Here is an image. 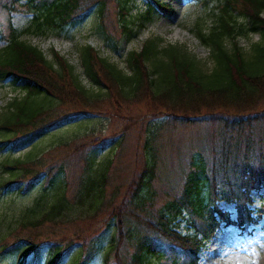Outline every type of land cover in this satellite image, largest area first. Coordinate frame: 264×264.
<instances>
[{"label":"trees","instance_id":"obj_1","mask_svg":"<svg viewBox=\"0 0 264 264\" xmlns=\"http://www.w3.org/2000/svg\"><path fill=\"white\" fill-rule=\"evenodd\" d=\"M111 1L0 0V6L10 15L9 33L3 35L7 44L0 48V81L25 92V97L10 104L13 108L11 116L0 125L1 130L12 134L4 142L24 148L45 129L91 114H105L103 110L108 106L121 108L130 104L144 106L148 112L146 116L151 120L164 118L162 128L168 129L216 123L226 132L246 124L264 122V0H218L219 13L213 12L218 25L209 33L200 27L197 30V37L211 51L214 61L211 72H206L197 57L183 46L161 45V37L148 38L140 49L127 53L130 73L88 43L80 48L83 75L93 85V88H87L64 55L56 52L58 68L40 47L21 39L24 34L45 35L79 23L96 8L103 25ZM116 2L120 7L121 28L123 32L131 33L132 29L123 23L127 13L123 0ZM145 2L147 8L140 14L141 27L175 12L171 1ZM12 12L32 14L25 30L14 27ZM237 14L248 23L239 25ZM242 30L261 34L248 57L238 41L229 48L224 38L228 35L236 39ZM117 114L113 113L112 117ZM106 146L103 139H90L72 151L82 157L84 172L73 197L81 203L90 201L95 212L91 217L78 220L80 226H72L77 230L88 228V233L92 230V234L85 237L77 233L67 238L63 234L68 220L65 212L70 211L71 202L65 194L70 185L64 180L63 165L55 167L58 163L53 161L41 167L42 173L33 170V164L20 160L16 162L17 168L11 167V177L3 182L0 190H16L27 182V190H21L25 194L37 180L47 176L55 195L51 205L44 207L36 203L19 226L0 241L2 255L25 248L19 264H28L31 254L48 247L49 264H62L65 256L80 246L82 253L78 264H90L97 253L96 239L102 234L100 229L116 222L117 238L115 236L106 255L105 264H112L110 255L113 252L116 253L115 264H199V253L223 224H236L247 229L249 224L257 223L261 218V212L258 218L253 216L250 206L254 202L251 192L264 189L263 153L255 158L248 157L249 154L237 155L230 166L226 150L211 159L201 158L199 162L192 158L181 191L164 195L168 199L156 209L153 204L157 192L153 182L158 172L152 150L140 174L129 182L125 199L108 208L110 220L106 225L96 227L93 224L106 215L105 194L112 160L94 168L93 150ZM16 169L20 172L14 174ZM202 183L208 187L203 199L200 198ZM220 202L236 204L237 222L219 207ZM184 221L187 234L179 229V223ZM116 242L117 246L125 245L129 249L126 257L118 253Z\"/></svg>","mask_w":264,"mask_h":264},{"label":"rangeland","instance_id":"obj_2","mask_svg":"<svg viewBox=\"0 0 264 264\" xmlns=\"http://www.w3.org/2000/svg\"><path fill=\"white\" fill-rule=\"evenodd\" d=\"M163 1L173 3L174 14L170 17H158L141 27L139 25L140 14L147 8L145 0H123L127 10L123 23L132 29L131 33L123 32L119 2L113 0L106 10L107 17L103 25L96 8L79 23L53 30L45 35L24 34L21 39L40 47L56 67H58L56 52L64 55L75 67V72L81 75L83 84L87 88H93V85L83 75L80 48L88 43L92 44L100 54L108 57L113 64L130 73L126 63L127 53L132 49H140L148 38L161 37L163 38L161 45L172 43L183 46L197 57L206 72H211L214 68L211 51L197 37V30L200 27L209 33L214 26L218 25L213 12L214 14L219 13L217 6L220 1ZM9 16V13L0 6V48L7 44L3 35L7 36L9 33ZM236 17L239 25L248 23L244 17L238 14ZM11 18L14 27L23 31L28 27L32 15L12 12ZM260 37L259 32L242 30L236 39L228 35L224 38L229 48H232L235 40L238 41L245 56L248 57L253 53V46L260 41ZM23 97H25V92L0 81V125L11 116L13 108L10 104ZM104 109L105 114H91L74 122L45 129L24 148H15L13 144L4 142L8 141L12 134L0 129V186L11 177V167H16V162L19 160L33 164V170L40 173H42L41 167H46L53 161L58 163L55 167L63 165L66 172L64 180L66 179L70 185V189L65 194L71 201L70 211L65 212L68 220L65 226L67 229L63 234L67 238L77 233L83 237L92 234V230L87 232L88 228L77 230L72 227L80 226L78 220L95 214L90 201L81 203L73 197L79 177L84 172H82V157L77 153L72 154V151L87 140L103 139L107 143L105 148L99 147L93 150L94 168L108 159L112 160L109 185L105 194L107 206L104 212L106 215L93 224L96 227L106 225L110 220L108 208L119 205L125 199L129 182L140 174L152 150L155 151L158 172L153 182L157 192L153 204L156 209L162 207L168 199L164 195L178 194L181 191L192 158L195 162H199L201 158L202 160L211 159L212 156L226 150L230 156L228 164L230 166L233 157L237 155L242 157L249 154L248 157L254 158L262 153L264 155V122L246 124L240 129L234 131L230 129L226 132L216 123L183 125L168 129L162 128L164 118L154 120L147 118L148 112L144 106L138 107L130 104L123 105L121 108L108 106ZM116 109L121 110L116 111ZM113 113L118 114L112 117ZM158 128V132L153 136ZM18 172H20L18 169L13 171L14 174ZM48 182L47 176L41 177L25 194H22L21 190H27V182L16 190H0V241L19 226L27 211L34 208L36 203L44 207L52 204L55 190L54 186H50ZM207 189V184L202 183L201 199L206 198ZM252 196L254 203L250 209L254 213L253 216L258 218L261 212L258 222L249 224L247 229L239 228L237 225L225 226L223 224L215 237L202 248L198 255L199 264H264V190L254 192ZM219 207L228 212L230 218L237 222L238 213L235 203L220 202ZM179 225L180 231L187 234L186 221L180 222ZM100 230L102 234L96 239L97 253L90 264H105L106 255L111 245L114 244L115 236L117 238L116 222ZM117 244L116 242L115 247L118 253L126 257L129 249L125 245L117 246ZM25 251V248H20L4 255L0 253V264H19ZM81 253L82 247H74L65 256L62 264H78ZM110 256V262L115 264L116 253L113 252ZM49 260L50 250L48 247H43L31 254L27 263L49 264Z\"/></svg>","mask_w":264,"mask_h":264}]
</instances>
